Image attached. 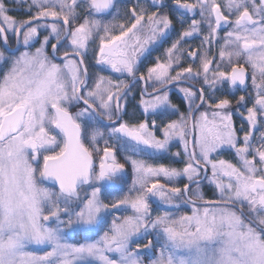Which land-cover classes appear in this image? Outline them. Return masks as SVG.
Returning <instances> with one entry per match:
<instances>
[{
  "label": "snow or ice",
  "instance_id": "snow-or-ice-1",
  "mask_svg": "<svg viewBox=\"0 0 264 264\" xmlns=\"http://www.w3.org/2000/svg\"><path fill=\"white\" fill-rule=\"evenodd\" d=\"M115 7V0H31L28 11L35 8V14L17 20L8 14L12 9L6 6V0H0V37L5 45L12 33L17 44L22 36L23 46L30 49L39 39L40 29H50L35 51L13 48L10 55L0 52V264H145L140 253H150L157 244L160 247L155 259L148 264H264V131L260 132L259 146H253L255 130L264 121V0H223L222 4L217 0H172L170 5L165 0H152L147 6L135 0V5L126 10L128 22L119 24L118 35L112 34L114 28L94 18ZM197 7L201 19H193L188 29L180 31L179 38L166 49L167 62L157 59L147 68L146 77H137L140 58L149 46L167 39L174 19L183 28L187 14L195 13ZM230 16L235 19L230 20ZM48 18L53 22L40 24ZM205 22L210 32L201 47L208 44L209 48L204 49L199 70L189 66L172 76L171 69L180 66L183 56L181 43L202 30ZM222 26L230 30L222 38L217 62L207 53L218 42L217 32ZM101 30L104 34L99 37L98 51L92 48L96 64L126 74L130 82L98 76L94 87L85 91L91 75L84 67L85 58ZM53 38L56 43H51ZM49 43L51 56L46 51ZM62 45L71 51L64 52L63 64L55 63V54ZM197 56V51L188 53L193 63ZM245 65L252 70L255 97L247 94L237 100L238 106L252 100L242 145L232 124L233 114L227 111L231 105L227 96L209 97L216 100L209 105L211 120L207 111L194 118L192 105L199 95L197 108L203 106L204 87L199 93L192 91L194 86L180 89L189 102L187 114L181 113L162 128L152 120V128L159 129L163 139L148 130L146 120L131 126L121 122L127 113V104H121V100L132 84L143 82L147 86L151 82L162 86L151 93L142 89L140 106L146 117L159 114L163 123L165 117L178 111L169 103L163 86L203 77L204 85L214 92H246ZM145 95L151 98L144 99ZM80 102L84 107L75 114L65 106ZM105 120L118 127L108 128ZM100 127L107 128V133ZM105 134L118 141L121 150L148 156L167 153L178 139L187 161L182 170L163 164L153 166L131 156H126L122 164L116 160L113 148L105 147L97 172L82 137L90 136L95 144ZM225 146L235 150L239 166L212 159ZM42 153L46 154L41 166ZM128 162L133 169L132 186L123 198H118L113 192L122 190ZM209 165L211 177L206 175ZM182 177L188 180L183 188L167 186ZM205 178L214 185L220 199L204 201L203 207H197V201L202 200L200 184ZM46 181H51L53 187H42ZM84 187L90 191L82 195ZM105 192L114 202H104L101 197ZM132 192H136L134 198ZM189 194L196 198L187 201L193 205L191 214L173 218L172 211H165L151 215L150 198H157L169 209H178L185 203L182 198ZM129 208L131 215L112 216L108 221L111 213ZM77 228L97 236L73 243L69 234ZM146 237L152 238L139 243Z\"/></svg>",
  "mask_w": 264,
  "mask_h": 264
},
{
  "label": "rangeland",
  "instance_id": "rangeland-1",
  "mask_svg": "<svg viewBox=\"0 0 264 264\" xmlns=\"http://www.w3.org/2000/svg\"><path fill=\"white\" fill-rule=\"evenodd\" d=\"M22 1L28 3L31 0H22ZM15 2H16V0H9V3H7V0H6V6L8 8H10V9H15V8H17V5L15 4ZM147 2L150 4L152 2V0H147ZM188 2H190V3H196V0H188ZM141 3L144 6H147V4H148V3L145 4L144 3V0H141ZM217 3H221L222 4L223 3V0H217ZM134 5H135V0H117L116 1V8H114V11H112L109 15H107L104 18H102V16L98 15V16H96L94 18L101 20L102 25L103 24H108L110 28H114L115 31L112 34L118 35L119 34V24L120 23H127L128 22V17L126 15V10L128 8H130L131 6H134ZM157 10L158 9H155L154 11H157ZM117 11H119V13H120L119 16L116 15ZM199 11H200L199 10V7H197L195 13H190V14L188 13L187 14V17H186V26H185V28H183L184 30L188 29V26L191 24V22H192L193 19H196V20H200L201 19L200 15H199ZM225 14H227V13H225ZM229 18L231 20H234L235 19V16H230ZM213 26H215L214 19H213ZM229 30H230V28H228V27H225V29H222V30H220V29L218 30V32H217V36L219 38L218 39V42L215 43V44H213L211 46V51H209L207 53V55L209 57L215 56V59H216L217 62H219L220 46L224 43V41H223L222 38L224 37L225 33L227 31H229ZM209 32H210V30H209V28L207 26V22H205L202 30L194 33L192 37L186 38L181 43L180 50L183 52V56H181L180 66L179 67H173L171 69V73L170 74L172 76H174L176 74V72L180 71L182 68H186V67H189V66H192L194 71L199 70L200 63H201V56L204 55V49H208L209 48V45L208 44H204L203 47H201V44H202V41L204 40V38L209 35ZM172 33H173V30L170 31L169 35H172V37H173L172 42H173V41L177 40L179 34L176 33V32H174L173 34ZM103 34L104 33L101 30V32L96 35L95 45H90L89 46V52H88V55L86 56V60L88 62V65L93 66L94 71H95V65H96L95 64L96 58H95V55H94V53L92 51V48L93 47H96V50H98L99 37L101 35H103ZM143 35H144V33L141 32V36L142 37H143ZM165 40H163V42H165V47L163 48V50L161 51V53L158 52V55H155V54H153L151 52L152 51L151 49L157 48V46L160 44V42H157V43H155L153 45H150L149 48H148V50L146 51V53L140 58V62L143 63L142 58H144V56H146V54H150L153 57V63H151V64L148 63L147 65H144V70H145L146 73H147V68L153 66L157 62V59H159L161 62H167L168 57H167L166 49L171 46L172 42L168 39V37ZM133 42L134 41H129L130 44L133 43ZM191 51H197V52L200 53V56H197V58L195 60V63H193L192 59L189 60L188 57H187V54L186 53L187 52H191ZM177 55H179V53H177ZM174 59H175V57H174ZM239 63H244V61L243 60H240ZM245 67L249 69V72H250L249 74L250 75H249V78L248 79H249V83H250V85L252 87V80H251V71L252 70H251L250 66H248V65H245ZM102 68H103V66H100L99 71H96L95 72L94 76L92 77V81L90 82V84H89L88 88L86 89V91H88L92 87H94L95 79L98 76H104V77L109 78V79H111L113 81L124 80L126 82L127 80H129V78L127 77L126 74L122 76L120 74L111 72L109 69H107V71H105V69L102 70ZM139 68H140V63H139ZM212 68L215 71V64L212 65ZM229 68H228V70H229ZM190 80H192V79H190ZM192 81H195L198 85H200V87H204L205 88V92H206L205 102H204L203 106L199 107L195 118H198L200 116V113L207 111L208 112V118H209V120H211L212 119V115H211L212 114V108H210L209 105L210 104H214L216 102V100L209 99V97H215L216 99H220V98L226 97L229 94H228V92L224 91L223 89H220V90L214 92L212 89H210L206 85H204L203 77H201L199 81H196V80H192ZM149 86L150 87H157L159 85L158 84H153V83L149 82ZM182 88H189V87H185L184 85H176V87L173 90L176 91V93L180 97H183L184 98V93L180 91V89H182ZM218 88H219V86H218ZM251 90H253V89L251 88ZM229 91H232V90L229 89ZM164 92H167L168 93V97L170 96V90H165ZM250 93H254V91L249 92V94ZM158 94L159 95H163V93H158ZM230 96H231V98H233V101L234 102L231 101L233 104L230 105L229 108H232L234 110L230 111L229 108H228L227 111H230L233 114L232 115V124H233L234 128H239L240 127L239 126V119L237 117L241 118V120H246L245 117L247 116V108L252 106V101L249 100L246 105H242L238 109L237 108V100L239 99L240 96L237 97V93H235L234 95H230ZM150 98H148V99H150ZM198 98L199 97L197 95L195 102H197ZM231 98H229V99L231 100ZM235 98H236V100H235ZM132 99H133V96L131 94L126 95L124 97V99L121 101V104H127V106H128L129 103H131L134 106L136 105L135 106V110L136 111H137V109L139 110V108H142L140 106V99L141 98L137 99L136 101H133ZM183 101H184V107H183V109H181L178 106H176L173 101L171 103L170 102V98H169V103L171 105H174L176 107V109H178V111L174 115H169L170 116V119L169 120H176V119L179 118V116H180L181 113L187 114L189 112V102L185 98H184ZM67 106H71V105H67ZM142 111H143V108H142ZM143 114H144V111H143ZM133 117H136V115L133 116ZM156 118H159L158 119L159 121L161 120V117L159 116V114H157V115H151V114H149V116H147V117L145 115L143 116V120H146L147 123L149 124V129L148 130L149 131H153V130L154 131H157V132H155L157 138L163 139V135L159 131V129H153L152 128L151 122H152V120H154ZM163 121L167 123V121L165 119ZM132 125H134V124H132ZM261 125H262V123H261ZM160 127L162 128L163 127V124H161ZM247 130L248 129H243V130L237 129L236 135L241 138V145H242V138H243V136H244V134H245V132ZM260 130L261 131H264V127L263 128H260ZM255 135L256 136H254V138H253V146L254 147H257V146H259V143H260V141L258 139L259 135H257L256 132H255ZM59 139L62 140L61 137H59ZM178 145L180 146V148L182 149L181 151L184 154V148H183L181 142L178 139L175 140L172 143V145H171L170 148H177ZM241 145H238V146H241ZM113 146H115L118 149V156L120 157V159H122V161L124 163H125V157L126 156H131L132 159L144 160L146 162V164H151L153 166L160 165V163H159L160 162V157H161L160 154H158L156 156H148V155H145V154L134 155V154H132L130 152H125V151L121 150L120 147H119V142L118 141H113ZM225 147H228V146H225ZM58 150L59 149L57 148L56 151H58ZM221 151H223V150H220L218 152H221ZM218 152L215 153V154H213V155H215V156L218 155ZM231 152H232V155H231V157H232V163L233 164H237V166H239L238 165V161H237V157H236V154H235V150L234 149H231ZM44 154H46V153H42L41 156H40V164H42L43 155ZM173 154H171V155H172V157L175 158V156ZM148 157H149V159H148ZM249 158H251V157H249ZM182 160H183L182 161V165L184 167V164L187 161V157L183 155ZM170 163L171 162H169L168 165H170ZM125 167L128 169V172H129V177L127 178L128 179V184L127 185H124V187H123L122 190L113 192V195L116 196V197H118V198H123L124 194L127 193L128 192V189L132 186V181H133V169H132V165H131L130 162H128V163L125 164ZM183 167H182V169H183ZM37 175H39V173H37ZM211 176H212V174H210V175L207 174V177H211ZM182 178L184 179V182L188 181L186 177H182ZM160 182L161 183H166V181L164 179H161ZM151 183H152V181H149V184H151ZM204 184H205V181L203 182V184L200 185V188H202V186ZM41 186L42 187L51 188V187L46 186L44 184H42ZM167 186H169V185H167ZM195 188L196 187H194L193 189H195ZM85 191H90V189L86 188V189L81 190V194L83 195ZM135 195H136V192H132L131 193V197L134 198ZM216 196L218 198H220L218 194H216ZM101 198L104 200L105 203H107V201L114 202V201H110L109 199H107V192H105L104 195ZM149 205H150L151 215L153 217H155L156 215H158V214H160L162 212H165L164 211L165 210L164 205L157 198H155V197H152V198L149 199ZM187 206L189 207L187 210H182V209L176 210L180 214H177V213L174 214L173 218H175V217H177L179 215H183V214H191L193 205H187ZM197 207H203V206H199L198 205ZM46 214H47V212H45V215ZM131 214H132V212H131V209L130 208L127 211L118 210V211H115V212L111 213V215L108 216V221L109 222L111 221L112 216H121V217H123V216L131 215ZM105 227H106V225H105ZM103 230H104L103 228H101L99 230L100 234H102ZM69 235H70V241L73 242V243H77V242H84V240L86 238L95 239L96 236H97V233H87L82 228H77V229L72 230V232ZM149 238H152V237H146L145 239L139 241V243H141V244L147 243L146 241ZM161 243H162V241H161ZM135 247H136V244L133 243L132 244V249H135ZM159 247H160V245L157 244L156 245V248L155 249H152L150 251V253H148V254H145L143 252L140 253L141 259L144 260L145 264H148L149 261L155 259L156 251L159 249ZM45 250H48V249H45Z\"/></svg>",
  "mask_w": 264,
  "mask_h": 264
},
{
  "label": "flooded vegetation",
  "instance_id": "flooded-vegetation-1",
  "mask_svg": "<svg viewBox=\"0 0 264 264\" xmlns=\"http://www.w3.org/2000/svg\"><path fill=\"white\" fill-rule=\"evenodd\" d=\"M116 1L117 0H115V3H116ZM7 3H9V0H7ZM30 3H31V1L27 3V2H23L22 0H16L15 4L17 5V8L12 9V11H10L8 14L11 15V16H13L17 20L27 19L29 15H34L35 12L37 11V9H35V8H33L31 12L28 11L29 4ZM165 3L166 4H172V0L171 1L170 0H165ZM154 10H155L154 8L151 9V11H154ZM112 11H114V8L111 9V11L109 13L102 14L100 16H102V18H104L107 15H109ZM164 11L165 12H168V9L165 8ZM52 22H53L52 18H48L47 20H41L40 21V24H50ZM60 24L62 25V21H60ZM185 26H186V21H185V24H184L183 28H185ZM183 28L174 19L173 28H172L173 33L176 32V33L179 34L180 31H183L184 30ZM49 31H50V29L48 31H46L43 28H41L40 29V32H39V39L38 40H35L32 43V46H31L30 49H25V47L23 46V37L22 36H21V42H20V44H17L16 43V40H15L14 34L9 33L8 34V43H7V45L4 44L3 37H0V52H5V55H10L11 54V50L13 48H19V51L20 52L25 51V50L35 51V48H37V47L40 46V43L43 41L44 36L48 35L49 34ZM178 38H179V36H178ZM168 39L172 42V39H173L172 35H169L168 36ZM51 43H56V40L53 38L51 40ZM51 43H49L46 46V51L50 54V56L52 54ZM164 47H165V42H160V44L157 46V48L151 49L152 50L151 52L153 54H155V55H158V52L161 53V51L163 50ZM5 48H7L9 51H5ZM65 51L70 52L71 49L65 47L64 45H62L61 48H60V50H59V52H57L55 54L56 57H57V59L54 60L55 63H59V64H63L64 63V61L61 59V57L63 56V54H64ZM188 53L189 52L186 53L187 54V57H188ZM15 54L16 55H19V52H16ZM188 59L191 60V58H189V57H188ZM142 61H143V63L140 62V68H139V71L137 72V77H139L141 74H144L145 77L147 76V73L144 70V65H147L148 63L149 64L153 63V57L150 54H146V56H144V58H142ZM95 64H96V62H95ZM100 66H103V65H97L96 64L95 65V71H94L93 66L88 65V62H87V60L85 58V65H84V67H87L88 70H89V73L91 74L90 75L89 82H88V86H89L90 82L92 81V77L94 76L95 72L96 71H99ZM102 69H105V71H107V68L105 66H103ZM247 70H248V78H249V75H250L249 73L250 72H249V69L248 68H247ZM129 82H130L129 80L126 81V83H129ZM188 83H190V84H188ZM247 83H248V87H247L246 92L235 91V93H237V97H239L241 95H247V94H249V92L253 91V90H251L252 87H251V85L249 83V79H248ZM176 85H184L185 87H192L194 85V87H192V91H195L197 93H199V91L201 89L200 85H198L195 81H192V80H190L188 78H185L184 80H182L179 83L173 82V83H170V84L166 85L164 87V91L165 90H170V96H169L170 102L172 103V101H173L175 103V105L178 106L181 109H183V107H184V101H183L184 98L183 97H180L176 93V91L173 90L176 87ZM189 85H192V86H189ZM160 87H162V86L159 85L157 87H150L149 84L146 86L143 82H138V83L132 84V86L128 89L127 95L131 94L133 96V99L132 100L133 101H136L137 99L141 98V91H142V89H145L146 88V92L151 93L154 88H160ZM87 88H85L84 90L86 91ZM250 95L254 99L255 93H250ZM198 97H199V95H198ZM144 98L145 99H148L150 97L147 96V95H145ZM227 98H231V96L230 95H227ZM198 100H199V98H198ZM235 100H236V98H235ZM231 101L234 102L233 101V98H231ZM232 102H231V105L233 104ZM196 103L197 102H195V104ZM195 104L192 105V109H193V107H194ZM65 106L68 107L69 112H71L72 114H75L76 111H78V110H80L81 108L84 107V105H83L82 102H80L79 104H75L74 103L71 106H67V105H65ZM237 108L239 109L240 106L237 105ZM198 109L199 108H197V110L194 112V118H195V116L197 114ZM229 110L232 111L234 109L229 108ZM137 111L135 110L134 105L131 104V103H129V105L127 106V113L122 116V121L121 122H127L128 124L132 125V124H138L140 121H143L144 114H143L142 108H139V110L137 109ZM135 115H136V117H133ZM237 118L239 119V126L240 127L239 128H235V129L236 130L237 129H239V130L240 129H248L247 121L246 120H241V118H239V117H237ZM158 119L159 118H156L155 120L157 121V123L160 126H161V124L166 123L164 121H163V123H161V120L159 121ZM164 119L168 122V120L170 119V116H167ZM80 122H82V121H80ZM261 123H262V125H261ZM261 123H260L259 128H257L255 130V132H256L257 135H260V132H261L260 128H263L264 127V121H262ZM104 124L107 125L108 128L118 127V125L112 124L111 122H109L107 120L104 121ZM100 130L103 131V132H105V133H107V128L100 127ZM155 132H157V131H155ZM105 141H107L108 143L106 144ZM113 141H115V140L110 139L107 134H105V136L103 137V139H99L95 144H93L91 142L90 136H84V137H82V142L84 143L85 147H87L89 149V151L91 152V154H92V159L94 161V167H95V170L97 172H98V166L100 165L101 160H102V157L104 156V148L105 147H112L113 148V151L115 152L116 160L119 163H122L120 157L118 156V149L115 146H113ZM96 149H98L99 151H97ZM181 150L182 149L180 148L179 145H178L177 148H169V151L167 153L160 154L161 157H160V162L159 163L165 165L166 167H174V168H177V169H180L181 170L182 167H183V165H182V161H183L182 160V157L184 155ZM222 150H223V151H221L222 153L221 152H218V155H216V156L215 155H212V159L214 161H218V160L223 159V160H226V161H229V162L232 163V157H231L232 152H231V148L224 147ZM177 152H179L180 155L179 156H175V158L172 157L171 154L177 153ZM148 159H149V157H148ZM108 162H110V161H108ZM169 162H171L170 165H168ZM42 163H43V161H42ZM41 166H42V164H41ZM126 171H127V168L125 167L124 178L126 177ZM202 171H203V168H202ZM202 171H201V173H202ZM207 174H209V175L212 174V169H211V166L210 165L207 168L206 175ZM204 175H205V173H204ZM204 181H205V184L202 186V188H200L201 193H202V200H204V201H218L220 198H218L216 196V191H215L214 185L211 184V183H209V180L207 178L203 179L201 184H203ZM184 184H186L184 182V179L183 178H178L177 180H175L172 183L168 184L169 185L168 187H180V188H183ZM192 187L193 188L194 187H197V185L194 184ZM83 189H86V187L82 188L81 190H83ZM190 197L193 198L191 195H190ZM182 200H184L185 203L180 208H178V209H169L167 206H166V208L168 210L172 211V212L173 211H176V210H180V209L187 208V204H186L187 203V199H184V197H183Z\"/></svg>",
  "mask_w": 264,
  "mask_h": 264
},
{
  "label": "water",
  "instance_id": "water-1",
  "mask_svg": "<svg viewBox=\"0 0 264 264\" xmlns=\"http://www.w3.org/2000/svg\"><path fill=\"white\" fill-rule=\"evenodd\" d=\"M221 28H224V26H222ZM199 104H197L195 107H197ZM194 107V110H193V112L195 111V108ZM190 149H191V145H190ZM203 177V176H202ZM46 183H48V184H51V185H53V183L51 182V181H46ZM187 197V196H186ZM190 200V199H189ZM198 203H202V201H197V203L196 204H198Z\"/></svg>",
  "mask_w": 264,
  "mask_h": 264
},
{
  "label": "trees",
  "instance_id": "trees-1",
  "mask_svg": "<svg viewBox=\"0 0 264 264\" xmlns=\"http://www.w3.org/2000/svg\"><path fill=\"white\" fill-rule=\"evenodd\" d=\"M171 1V0H170ZM170 5V4H169ZM121 162L122 163H124L123 161H122V159H121ZM129 177V172L127 173V175H126V178H125V183H124V185H127L128 184V178ZM124 185H123V187H124ZM123 189V188H122ZM107 203H109V201H107ZM165 211V210H164Z\"/></svg>",
  "mask_w": 264,
  "mask_h": 264
}]
</instances>
